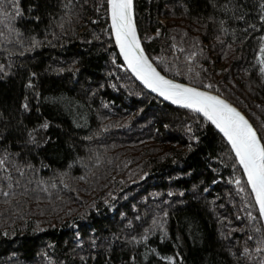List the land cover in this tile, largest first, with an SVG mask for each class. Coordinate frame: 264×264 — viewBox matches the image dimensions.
I'll use <instances>...</instances> for the list:
<instances>
[{"label": "trees", "instance_id": "obj_1", "mask_svg": "<svg viewBox=\"0 0 264 264\" xmlns=\"http://www.w3.org/2000/svg\"><path fill=\"white\" fill-rule=\"evenodd\" d=\"M259 3L134 0V19L162 74L187 84L193 67L195 86L211 84L264 136ZM20 6L13 27L23 47L0 50V264H237L252 233L247 212L258 211L225 140L121 67L106 0Z\"/></svg>", "mask_w": 264, "mask_h": 264}, {"label": "snow or ice", "instance_id": "obj_2", "mask_svg": "<svg viewBox=\"0 0 264 264\" xmlns=\"http://www.w3.org/2000/svg\"><path fill=\"white\" fill-rule=\"evenodd\" d=\"M10 6L14 10V15L6 11L3 3H0V23H6L9 31H16L17 35H19V31L12 26V21L19 19L23 15L20 0H11ZM242 7L246 6L243 4L235 5L237 9ZM259 9V20L264 24V0H260ZM106 13L111 21L110 33L114 37L115 45L119 49V55L122 56L124 61L121 67L130 71L145 88L157 93L172 104L188 109L190 112L201 116L203 120L210 122L227 144L230 145V151L234 153L235 159L233 168L235 169L238 165L243 169V176L247 178L246 184L250 187L251 195L254 198V204H249V207H256L258 211V216H254L251 211L247 212V219L252 224V233L247 235L243 249L238 254L233 253V255L236 256L237 264H240L241 260H245L249 264H264V224L259 226L255 224L257 220L264 221V136H259L249 120L229 101L206 90L212 87L211 84L203 85L205 90L195 86V79L200 76V73L197 71L193 75V67L189 66L187 68L186 75L191 81V83L187 84L169 78L158 70V67L146 55L144 48L141 46L137 24L134 19V0H106ZM235 19L243 21L246 17L241 13L236 15ZM224 23L225 21H220L221 31L226 32L227 29L223 27ZM249 28L255 30L256 26L251 24ZM244 31L247 32L248 29H244ZM159 34L158 29L157 36ZM0 35H3V33H0ZM147 39L151 40L152 37H147ZM260 40L264 41V37H260ZM36 44L37 41L34 40L32 47H36ZM171 47L173 51L177 50L176 44ZM179 51L183 53L185 49L180 48ZM197 55V51H191L186 55V60L194 64ZM256 58L261 65L260 73L264 75V43H260ZM3 68L4 65H0V70H3ZM175 74L185 75L179 69L176 70ZM32 75L35 76V73ZM29 86H31V82ZM23 107L27 108L28 105L24 104ZM42 127L47 128L48 124L45 123ZM188 131H192L191 127L188 128ZM6 159L7 157L0 158V168L4 167ZM27 167L31 166L28 165ZM15 171L20 176L24 175L23 168L19 166H15ZM5 179L12 181V176L9 175ZM234 183L239 191L243 192L245 190L241 187L240 177H236ZM16 184L19 186L18 180ZM8 187L11 188L12 184L9 183ZM53 187H55V184H53ZM3 195L8 197L13 195V193L4 191ZM237 218L239 219V217ZM153 224L155 225L156 222L153 221ZM241 231H245V229H241ZM4 234L7 235V233ZM77 236L79 237V233H77ZM147 238V236L143 237L144 240H147ZM247 241H253L255 247L250 248ZM152 251H155V249ZM162 258L172 261V257ZM257 258L259 259L257 260Z\"/></svg>", "mask_w": 264, "mask_h": 264}, {"label": "rangeland", "instance_id": "obj_3", "mask_svg": "<svg viewBox=\"0 0 264 264\" xmlns=\"http://www.w3.org/2000/svg\"><path fill=\"white\" fill-rule=\"evenodd\" d=\"M0 3H3L4 8H11L8 12L14 15V10L10 6L11 0H0ZM13 25H14V20L12 21V26ZM0 33H3V35H0V47H2L0 48V50L4 49V51H7V49L8 50L11 49L13 50L11 53L16 54L18 52L17 46H19V48L23 47L21 42H19L18 40V36L16 32L9 31V27L6 23H0ZM141 194L142 193H140V195Z\"/></svg>", "mask_w": 264, "mask_h": 264}, {"label": "water", "instance_id": "obj_4", "mask_svg": "<svg viewBox=\"0 0 264 264\" xmlns=\"http://www.w3.org/2000/svg\"><path fill=\"white\" fill-rule=\"evenodd\" d=\"M108 18H109V16H108ZM110 23H111V21H110V18H109V25H110ZM112 38H113V41H114V43H115V40H114V37L112 36ZM141 46H142V44H141ZM115 47H116V45H115ZM116 49H117V51H118V53H119V49H118V47H116ZM120 56V55H119ZM120 58H121V60H122V62L124 63V61H123V58H122V56H120ZM128 71V70H127ZM129 73H130V75L133 77V79L139 84V85H141L147 92H149L150 94H152L153 96H155L156 98H158V99H160V100H162L163 102H165V103H167V104H169V105H171V106H174V107H178V108H181V107H179L178 105H174V104H172L170 101H167V100H165L163 97H160L157 93H154V92H152L150 89H147V88H145L144 87V85L138 80V79H136V77L135 76H133L132 74H131V72L130 71H128ZM182 83V82H181ZM202 89V88H201ZM202 90H205V89H202ZM213 93V92H212ZM213 94H215V93H213ZM217 95V94H216ZM223 98V97H222ZM228 101V100H227ZM231 103V102H230ZM232 104V103H231ZM234 107H236L234 104H232ZM245 117H246V115L238 108V107H236ZM246 119H248L247 117H246ZM249 120V119H248ZM249 122H250V120H249ZM210 123V122H209ZM251 123V122H250ZM252 124V123H251ZM213 128H214V130L215 131H217V133H219L218 132V130H216L215 129V127L213 126V125H211ZM254 127V126H253ZM220 136H221V134H219ZM222 137V136H221ZM226 142V141H225ZM227 143V142H226ZM228 145V144H227ZM229 146V148H230V145H228ZM233 154V156H234V153H232ZM240 168V167H239ZM240 170H241V172H242V174H243V169L242 168H240ZM244 179H245V181H246V177L244 176ZM248 186V185H247ZM248 188H249V190H250V192H251V189H250V187L248 186ZM253 200H254V198H253ZM262 224H264V221H262Z\"/></svg>", "mask_w": 264, "mask_h": 264}]
</instances>
